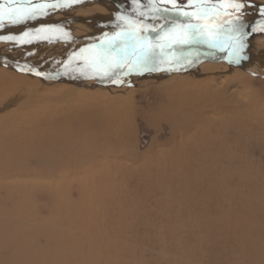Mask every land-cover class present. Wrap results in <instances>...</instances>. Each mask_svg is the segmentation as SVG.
Masks as SVG:
<instances>
[{
	"label": "rangeland",
	"instance_id": "obj_1",
	"mask_svg": "<svg viewBox=\"0 0 264 264\" xmlns=\"http://www.w3.org/2000/svg\"><path fill=\"white\" fill-rule=\"evenodd\" d=\"M66 1L76 4L93 0H59L61 6L45 8L44 15L56 21L79 12L85 17L106 16L107 9H112L137 17L186 19L165 0H94L96 4L86 8L77 5L67 8L61 3ZM240 2L245 5L240 12L248 8L264 9V0ZM211 3L218 4L220 0ZM37 4L55 2L41 0ZM183 8L193 10L187 0H183ZM242 25L245 46L263 47L264 22L256 20ZM229 35L238 38L239 34L228 32L220 36L226 41ZM155 37L147 36L153 43L166 42ZM179 47L184 51H175L174 54L179 53L177 58L168 56L173 59L163 68L133 71L128 75L131 94L125 107L88 126L74 125L73 133L83 142L77 150L66 147L57 158L73 163L76 151L80 155L77 154L79 167L75 170L64 169L60 175L53 176L33 171L35 162L22 159L23 152L32 148L33 142L0 157V226L14 231L13 236L11 232L7 236L0 234L1 258H6L2 248L9 243H17V249L22 250L24 237L33 229L35 264H52L42 260L41 248L48 238L74 247L76 254L91 264L113 261L135 264L130 255L121 257L123 251L136 253L134 256L144 264H239L238 254H243L242 259L252 256L250 264H264V194L258 197V206L253 204L251 194L258 186L264 190V70L261 69L264 50L254 53V57L240 54L241 66H238L230 60L216 58L222 54L230 57L227 43L223 49L206 43ZM175 48L173 45L168 51L174 52ZM221 62L229 69L225 73L227 79H222L225 78L222 70L212 75L213 78L198 70L203 63ZM126 71L129 72L128 67ZM209 81L212 92H225L227 104L237 106L241 112L224 111L219 103L200 109ZM53 111L23 113L22 117L5 112L2 116L16 132L13 136L20 140L18 129L27 130L32 123L38 125L35 121L41 117H45L44 123L50 118L55 120L64 112ZM204 149L207 155L203 159L199 154ZM82 158L84 163L80 161ZM215 169L227 176L229 192L236 195L219 197V186L213 181ZM244 175L250 180H244ZM93 180L101 188L100 193L87 196L81 204L79 189H88ZM21 203H24L22 210L41 219L34 225L20 222L17 204ZM241 213L238 222L225 227V220L230 221ZM131 223H136V227L126 226ZM156 226L165 227L164 233L159 234ZM16 232L23 238L16 236ZM90 244L94 246L92 252L88 248ZM260 244L261 250L257 251ZM103 253L113 256V260L109 262V257H101Z\"/></svg>",
	"mask_w": 264,
	"mask_h": 264
},
{
	"label": "bare ground",
	"instance_id": "obj_2",
	"mask_svg": "<svg viewBox=\"0 0 264 264\" xmlns=\"http://www.w3.org/2000/svg\"><path fill=\"white\" fill-rule=\"evenodd\" d=\"M40 1L41 0H32V3L37 4ZM53 1L57 3L55 0ZM93 1H85L84 3H76V4L71 1H66L61 3H63V5L67 8L73 7L74 5H77L78 7L81 8L83 7L86 8V7H93L96 4ZM7 2L8 0H0V4H4ZM107 10L109 12L108 15L95 16V18H103V19L117 18L114 14H111V11H113L112 9H107ZM76 16L85 17L81 12H79ZM209 16L217 17L218 14L210 12ZM133 17H137V16H133ZM142 18L159 19L163 17L145 16ZM256 20L262 21V19L257 18V19L247 20L243 24L248 22H253ZM29 32L31 34L28 33L29 34L28 36L19 37L20 35L19 36L17 35L16 37L13 38L11 36H5L4 37L5 39L3 40L4 42L0 43V51H2L3 54L6 55L7 57L14 58L17 61L24 63L25 62L27 63L30 60L31 61L43 60L45 63H51L55 59H61L65 57L67 58L82 54L83 52H85V51L82 52L81 51L82 49L86 50L90 45H93L95 42H97L102 38V36L98 35L97 32L91 30L89 31L88 28L81 25L80 26L63 25L58 27L51 34L46 31L39 33L36 32V30ZM51 35L59 36V38L53 37ZM9 37H11V39H9ZM21 39H23L25 42H21ZM256 45L245 46L240 54L253 56L254 53L260 52L259 50H261V52L262 50H264V46L258 47ZM174 53H176L175 49H174ZM178 54H174V56L176 55L175 57L177 58ZM181 57H179V60ZM243 58L245 57L243 56ZM171 60L170 57H165L163 63L158 61L157 70L163 68L164 65L168 64V62H170ZM253 62L254 60L252 61V63ZM203 64L199 65L200 69L198 70H201L200 72L202 73V75L205 74L207 75L206 77L209 78H213L212 75L214 74L218 75L219 70H222L224 74L226 72H229L227 65L222 62L216 64L214 63H210V64L203 63ZM126 69L127 66L121 69L120 74L118 76H104L103 74L96 72L93 69L91 63H84L62 76L34 77L22 73L19 69H18L19 71H17L11 68H6L0 64V144H3L1 145L2 148L0 149V157H4L5 154L8 155L11 152L13 153L18 152L22 144L33 142L34 144L32 148L25 150L23 152V157H22L23 160L35 162L34 165H36V169L33 171H37L43 175L53 176L55 174L60 175V172L63 171L64 169L71 168L72 170H75L76 167H79V163H78L79 160L78 155H80L79 153H77L78 154L77 155L75 151L74 152L75 156H72V160L76 159V161H74L75 164L74 162L64 163L63 160H61L60 156H58L59 158H57V155H60V153L64 151V149L68 146L77 150L78 147L83 142L79 137L75 135V133H73V128L75 124L77 125L83 124L88 126L90 124H93L95 121L104 120V118L106 119L109 117L110 115L109 112L113 114L114 110L121 109L123 108V106L124 107L126 106L125 104L129 103L131 93L128 89V86L131 80V76L128 75L133 71H129L127 73ZM261 69L264 70V68ZM232 70L234 71V69ZM224 76L225 78L222 79L228 78L227 74H225ZM194 79L193 81H195ZM213 80L214 79L211 80V83ZM217 82H220V80H218ZM209 83L210 81L207 82L208 87L206 88V91L204 93L206 94V96L202 102L201 105L202 107L200 109L203 110L209 108L214 103H219L221 105L220 108L223 109L224 111L228 110V112H233V113L241 112V109L238 108L237 106H229L227 104V101L225 99L226 98L225 92L224 94L222 91L219 90L212 92V88L211 85H209ZM14 109H16V112H21V113H15V111H13ZM56 109H60L64 112H62L61 115L57 116L55 120L50 118L46 123H44L43 120L45 117H41L35 121L38 123V125L37 124L34 125L32 123L31 125H29L30 127H26L27 130L18 129V134L22 135L20 140H18L17 136L16 137L13 136V134H16V132L15 131L13 132L14 129H12L8 120L3 119L4 116H2L5 114V112H7V115L15 114V117L17 115H20L22 117L23 113L54 112L53 110ZM245 109L248 110V108ZM183 116L184 115H182V118ZM183 123L180 124L182 125ZM206 155H207L206 149H204L202 155L199 154L200 158L203 159L206 158ZM80 161L81 163H84L85 159L82 158L80 159ZM20 168L32 172L25 166H20ZM216 172L217 174L214 175L213 181L219 186V190L221 192L219 197L225 198L226 195H229L230 197L236 195L233 191L229 192L228 186L230 185V183L227 180V176L224 173H222V171L219 169L217 171L215 169V173ZM244 180L248 181L250 179H248L244 175ZM93 182H92L93 184L88 189L85 188L79 189L78 197H79V202H81V204L85 202L87 196L91 197L93 195H96L97 193H100L101 188L99 187L98 183L94 180ZM251 194L252 196H254L253 204L258 206L259 205L258 197L261 194H264V190H262L261 187L258 186L257 189L253 188ZM23 204L24 203L17 204V207L19 208V211L17 212L18 220L22 223L26 222L34 225V222L40 220L41 218L37 215L30 214L22 210ZM242 204L244 205L246 203L242 202ZM242 216L243 215L241 213L234 216L230 221L225 220L224 221L225 227L232 226L233 224L238 222ZM133 224L132 225L126 224V226L130 228L136 227V223ZM155 228L159 234H163L165 231V227L162 226H156ZM8 232L9 234L11 232L12 233L11 235L13 236L14 231L12 232L9 227L7 228L6 226H0V234L7 236ZM15 234L16 236L22 237L17 232ZM32 235L34 237L35 232L33 231V229H30L28 231V234L24 237V239H26L25 240L26 242H24V244H21L22 250L17 249L16 246L17 243L16 245L14 244L12 245L11 243H9L7 247L2 248L6 252V258L0 257V264H35L32 259L33 254L35 253L33 249V245H35V241L33 240L34 238L32 239ZM217 239L218 237L215 236L214 240ZM8 240L10 242L12 241L11 239ZM12 243H15V241L14 242L12 241ZM261 247H262L261 244L258 245L256 247L257 251H260ZM88 248L90 249L91 252L94 250V246L91 244L89 245ZM41 251H42L43 262L51 261L52 264H91L90 260L83 259V256L79 257L78 254H76L77 251L74 249V247L62 245L59 242V240L57 242L55 238H48V240H46L44 245L42 246ZM135 254H132V252H128V251H123L121 257H127L130 255L133 258V260L136 262L135 264H144L143 262L140 261L138 256L137 257L134 256ZM237 256L238 257L236 258V261L239 264H250L249 261L252 260L251 258L252 256L249 257L248 259H242L244 257L243 254H238ZM101 257L104 258L109 257L108 258L109 262L113 260L112 258L113 256H105L104 253L103 256ZM110 264H119V263L113 261Z\"/></svg>",
	"mask_w": 264,
	"mask_h": 264
},
{
	"label": "snow or ice",
	"instance_id": "obj_3",
	"mask_svg": "<svg viewBox=\"0 0 264 264\" xmlns=\"http://www.w3.org/2000/svg\"><path fill=\"white\" fill-rule=\"evenodd\" d=\"M166 3L172 5V9L176 13L185 17L189 23L187 31L180 33H173L171 30L161 37L160 33H156L154 38L157 41L165 40V43H153L149 38L143 35H137L132 26L125 31L113 34L111 37H106L100 45H90L89 48L93 50L91 65L93 69L103 74L104 76H118L120 70L125 66L129 71L157 70V62H164V58L168 56L174 57V52L168 51L176 45L175 51L183 52L184 49L180 45H189L190 47L196 44L206 43L209 47L224 48L225 43L229 48V56L234 58L231 62H240V53L243 51L244 37L243 25L235 24L228 30L230 33H238V38L232 35L227 37V40H222L219 31H213L209 28V23L215 19V16H208V13H219L222 15H232V12H240L245 7L240 0H220V3H211V0H187L188 4L192 5L191 12L184 10L183 0L178 3L177 0H165ZM59 7V0L57 3L48 4H33L32 0H8L7 3L0 4V28L5 23L20 24L25 21L35 19L38 15L46 14L43 10L47 7ZM231 9L232 11H228ZM158 10V9H157ZM170 9H165V12ZM196 19L201 23L192 24L191 20ZM207 19L208 22H204ZM239 21V16L236 17ZM231 24V21H228ZM175 27V23H173ZM39 31V30H38ZM163 31V29H161ZM28 36V33L24 34ZM66 35V34H65ZM3 39V37H0ZM11 39V37H9ZM21 42H25L21 39ZM160 51L157 52L156 49ZM86 51L84 49L81 50Z\"/></svg>",
	"mask_w": 264,
	"mask_h": 264
},
{
	"label": "water",
	"instance_id": "obj_4",
	"mask_svg": "<svg viewBox=\"0 0 264 264\" xmlns=\"http://www.w3.org/2000/svg\"><path fill=\"white\" fill-rule=\"evenodd\" d=\"M240 13H234L232 15H222L218 14L215 19L209 23V28L213 31H219L220 35L228 33L232 25L243 24L247 20L262 19L264 22V9L260 8H248L245 11ZM111 14H114L117 18H93V17H79L76 15H71L63 17L59 20H51L48 15L37 16L35 19L25 21L20 24H8L0 28V43L4 42L5 36L19 37L25 36V33H30L29 31L36 32H48L52 33L58 27L63 25H76V26H85L89 31H95L98 35H101L102 38L95 42L93 45H100L102 41L106 40V37H111L113 34L125 31L129 28V25L132 26V30L137 35L147 36H156V33L159 32L160 36H164L171 30L173 33H180L182 31H187V25L189 21L187 19L179 18L177 16L172 18H159V19H148L142 17H133L125 14H119L114 10L111 11ZM239 16V21L236 17ZM231 21V24L228 23ZM204 22H208L207 19ZM175 23V27H173ZM192 24L201 23L197 20H191ZM33 29V30H32ZM163 29V31H161ZM29 30V31H28ZM39 30V31H38ZM31 34V33H30ZM48 34V35H50ZM31 36V35H30ZM93 50L89 47L85 52L79 55L72 57H65L61 59H55L51 63H45L43 60H34L29 62H20L14 58L7 57L0 51V64L6 68H11L17 71H21L28 76L34 77H55L62 76L70 72L71 70L77 68L78 66L84 63H91ZM217 59H225L232 61V57H226L219 55ZM234 64L239 65V63ZM19 69V70H18Z\"/></svg>",
	"mask_w": 264,
	"mask_h": 264
}]
</instances>
